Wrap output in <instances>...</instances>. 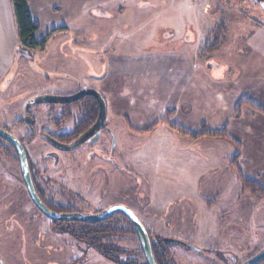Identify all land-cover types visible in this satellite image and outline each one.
<instances>
[{
  "label": "rangeland",
  "instance_id": "1",
  "mask_svg": "<svg viewBox=\"0 0 264 264\" xmlns=\"http://www.w3.org/2000/svg\"><path fill=\"white\" fill-rule=\"evenodd\" d=\"M46 5L29 8L36 38L45 40L30 50L20 43L12 4H0V127L23 141L45 196L61 205L49 208L87 215L124 205L153 240H175L167 241L173 264H242L263 251L264 191L243 188L242 178L264 189V114L246 105L234 111L246 99V31L261 20L257 3ZM220 24L222 46L209 50ZM88 86L105 100L109 130L57 149L41 133L58 131L60 106L32 100ZM28 104L33 126L23 121ZM221 130L238 145L207 133ZM51 226L27 198L15 152L0 140V264H119ZM111 239L120 262L145 260L134 233Z\"/></svg>",
  "mask_w": 264,
  "mask_h": 264
},
{
  "label": "trees",
  "instance_id": "2",
  "mask_svg": "<svg viewBox=\"0 0 264 264\" xmlns=\"http://www.w3.org/2000/svg\"><path fill=\"white\" fill-rule=\"evenodd\" d=\"M13 5V13L15 16V21L17 25L18 36L21 45L26 49H38L44 47L45 40L37 39L36 33L39 29V24L37 21L33 20L30 16V13L27 8L28 0H11ZM224 25L220 24L217 28L211 31V41L208 47L209 50H215L217 45L219 44V36L220 33L224 29ZM215 48V49H214ZM93 104L94 109L89 110L87 116L82 120V122H74L73 127L76 126V133L83 132L87 130L96 119V99L92 96H86L83 99L73 102L72 104ZM246 105L252 108L253 111H258L264 114V108H261L254 103L242 99L235 107V114L238 116L241 108ZM67 109V108H66ZM71 114L69 112H65L62 116L55 119V124H60L64 120L71 118ZM78 123V124H77ZM182 130L181 128H179ZM183 131V130H182ZM73 132L70 131L68 133L62 134L60 137H55L57 140L68 143L72 138L75 137ZM209 135L217 136L223 140L229 141L233 144L238 143L229 137L224 130L219 132H207ZM0 140L4 141L6 144L10 146V144L0 137ZM13 150V148L10 146ZM14 152V150H13ZM238 158V153L233 157L232 164L236 167V159ZM243 181V182H242ZM242 187L250 190L252 193H258L264 191V189L254 181L249 178H242ZM43 202L47 205L50 203L48 198H45L43 193L41 194ZM28 198V197H27ZM28 200H30L28 198ZM52 205H59L58 203ZM51 209V208H50ZM52 224V230L57 233L67 234L79 241L87 243L89 246L95 248L99 253H101L104 257L119 264H147L146 260L140 262L135 258L127 259L125 262H120L117 251L118 247L111 239L116 234H125L126 232H131L136 235L133 225L124 216L122 213H114L107 217L106 219L98 222H78V221H57L49 218ZM137 236V235H136ZM150 237L151 248L154 255V259L157 264H173L170 262L167 255V244L168 242L162 238L157 236L155 240ZM138 238V237H137ZM140 250L141 246H140ZM143 253V252H142ZM259 264H264V261Z\"/></svg>",
  "mask_w": 264,
  "mask_h": 264
},
{
  "label": "water",
  "instance_id": "3",
  "mask_svg": "<svg viewBox=\"0 0 264 264\" xmlns=\"http://www.w3.org/2000/svg\"><path fill=\"white\" fill-rule=\"evenodd\" d=\"M255 3H260V6L264 10V2L263 0H253ZM86 95L93 96L99 105V114L96 119V122L93 126L89 129V131L83 135L78 143L82 142L88 135L92 134L93 132L99 130L104 126V120L106 115V103L101 94L91 88L82 89L79 92L71 95H53V94H41L36 96L33 100V104H65L74 102ZM24 120L29 124L33 125V119L30 116H26ZM0 137L7 140L14 148L17 158L19 160L20 172L27 188L28 194L35 204V206L47 217L57 220V221H78V222H98L106 219L110 215L114 213H122L127 219L131 222L140 242V246L144 255V258L147 264H157L151 248V241L149 238V234L145 225L141 222V220L127 207L124 205H113L108 207L107 209L93 214H79L75 212H56L48 208L42 200L38 197L29 170V164L26 156V152L24 147L22 146L21 142L10 132L6 131L5 129L0 127ZM51 142L53 139H49ZM56 143V142H54ZM56 146H60L58 143L55 144ZM72 145H70L71 147ZM55 159H57V155L53 154ZM166 241H175L172 239H166ZM264 260V250L259 252L258 254L250 257L242 264H258L260 261Z\"/></svg>",
  "mask_w": 264,
  "mask_h": 264
},
{
  "label": "crops",
  "instance_id": "4",
  "mask_svg": "<svg viewBox=\"0 0 264 264\" xmlns=\"http://www.w3.org/2000/svg\"><path fill=\"white\" fill-rule=\"evenodd\" d=\"M32 3H35V5H40V0H28L27 1L28 10ZM0 4L10 9L9 5L12 4V1L0 0ZM44 6H47L46 0H41V7ZM258 8L261 10L260 11L261 20H259V18L258 19L254 18L255 20L253 19L252 23L255 24V26H251V28L246 31V37H247L245 41L246 56L244 57V62L248 72H246V81H247L245 83L246 90H244L243 94L241 92V94L246 96V100L254 103L255 105L261 108H264V10L260 5H258ZM30 16L32 18L31 13ZM237 16L238 15H236V18ZM201 28L202 26L201 27L199 26L198 31ZM54 29L56 28L53 27L52 30ZM223 41L224 40L220 38L219 44L217 46L220 45L221 47Z\"/></svg>",
  "mask_w": 264,
  "mask_h": 264
},
{
  "label": "flooded vegetation",
  "instance_id": "5",
  "mask_svg": "<svg viewBox=\"0 0 264 264\" xmlns=\"http://www.w3.org/2000/svg\"><path fill=\"white\" fill-rule=\"evenodd\" d=\"M263 2H264V0H263ZM257 5H260V3H257ZM88 88H91V89H95V88H93L92 86H88ZM82 89H86V88H80L79 90H77V92H79L80 90H82ZM96 90V89H95ZM98 91V90H97ZM76 92V93H77ZM99 93H100V90L98 91ZM75 94V93H74ZM101 94V93H100ZM86 96H91V95H86ZM86 96H84V97H86ZM101 96H102V94H101ZM84 97H82V98H80V99H78V100H76V101H79V100H81V99H83ZM93 97V96H92ZM76 101H74V102H76ZM73 102H71V103H65V104H49V106L50 107H53L54 105H59L60 106V111H59V116L58 117H60V116H62V114H64L65 112H69L70 114H71V116H72V119H73V121H72V127H71V129L69 130V131H61V127L63 126V124H64V122L66 121V120H64L62 123H60V124H55L54 123V126L57 128V132L56 133H51V132H42L41 133V135L43 136V138L45 139V140H47L48 142H50L52 145H54V146H56L55 144L56 143H58L60 146L58 147V146H56L57 147V149H63V150H65V149H70V148H76V147H79L80 145H83V144H85V143H88V142H93V141H96L97 139H99L100 138V135H101V132L102 131H107V130H109L108 129V124H107V122H106V119L104 120V126L102 127V128H100L99 130H97V131H95V132H93L92 134H90V135H88L82 142H80V143H78V141H79V139L83 136V135H85L88 131H89V129L93 126V124L96 122V119H97V117H98V114H99V105H98V102H97V100H96V111H97V113H96V119H95V121H94V123L87 129V130H85V131H83V132H80V133H76V126H74L73 127V123L74 122H78V123H80V122H82V120L87 116V113L89 112V110H92V109H94V105L93 104H80V103H77V104H72ZM46 104V103H45ZM37 105V104H36ZM31 104H28L27 105V108H26V114H27V116H30L29 114V112H30V110H31ZM67 108V109H66ZM52 110V109H51ZM52 111H50V113H51ZM106 116V115H105ZM54 118H56V117H54ZM23 121H25L24 119H23ZM27 123V122H26ZM77 123V124H78ZM33 126V125H32ZM70 131H72L73 133L72 134H74L75 135V137L74 138H72L71 139V141H69L68 143H64V142H61V141H59V140H57L55 137H60L62 134H65V133H68V132H70ZM15 136V135H14ZM20 142H21V144H22V146L24 147V145H23V141L19 138V137H17V136H15ZM53 139V141L51 142L49 139ZM3 139V138H2ZM7 141V140H6ZM8 142V141H7ZM54 142H56V143H54ZM9 143V142H8ZM10 144V143H9ZM70 145H72L71 147H70ZM10 146L13 148V146L10 144ZM24 149H25V147H24ZM13 150H14V148H13ZM14 152H15V150H14ZM25 152H26V156H27V160H28V164H29V170H30V175H31V179H32V182H33V185H34V188H35V191H36V193H37V195H38V197L40 198V200H42V197H41V194L43 193V195H44V197L45 198H47L46 196H45V189L43 188V187H41V172H39L38 171V173H36V169L31 165V162H30V159H29V157H28V154H27V151H26V149H25ZM54 154V153H53ZM53 154H51L52 155V158L54 157L53 156ZM15 155H16V153H15ZM49 156V155H48ZM16 157H17V155H16ZM18 159V158H17ZM53 159H55V157L53 158ZM57 162L58 161V158L56 159V160H54V162ZM18 163H19V160H18ZM22 176V175H21ZM22 181H23V178H22ZM23 184H24V187H25V193H26V195H27V197L31 200V198H30V196H29V194H28V191H27V188H26V186H25V183H24V181H23ZM49 199V198H48ZM50 200V203L49 204H55L56 202H54L52 199H49ZM32 201V200H31ZM43 201V200H42ZM32 203H33V201H32ZM34 204V203H33ZM45 204V203H44ZM46 205V204H45ZM34 206H35V204H34ZM47 206V205H46ZM36 207V206H35ZM37 208V207H36ZM38 209V208H37ZM39 210V209H38ZM40 211V210H39Z\"/></svg>",
  "mask_w": 264,
  "mask_h": 264
},
{
  "label": "built area",
  "instance_id": "6",
  "mask_svg": "<svg viewBox=\"0 0 264 264\" xmlns=\"http://www.w3.org/2000/svg\"><path fill=\"white\" fill-rule=\"evenodd\" d=\"M192 1H201V0H192ZM208 10V8L206 7L205 9H204V11H207Z\"/></svg>",
  "mask_w": 264,
  "mask_h": 264
}]
</instances>
